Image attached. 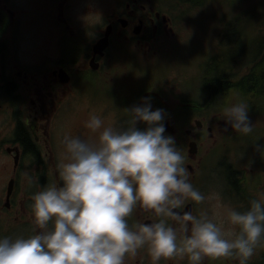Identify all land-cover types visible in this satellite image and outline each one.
<instances>
[{
	"label": "flooded vegetation",
	"instance_id": "1",
	"mask_svg": "<svg viewBox=\"0 0 264 264\" xmlns=\"http://www.w3.org/2000/svg\"><path fill=\"white\" fill-rule=\"evenodd\" d=\"M79 1L38 0L39 8L31 9L32 0H0V238L27 237L38 230L31 197L43 186L61 183L58 164L68 156L65 136L96 143L104 127L127 126L126 108L145 96L151 98L153 109L165 110V134L175 138L190 181L205 196L200 203L186 201L184 210L226 221L229 209L245 211L251 200L264 201V151L257 150L264 145V121L253 115L264 97L260 49L250 58L241 55L239 63L229 67L221 56L215 60L214 56L201 76L203 97L198 99L190 89V95L185 90L181 95L176 92L182 90L183 81L174 79V63L163 59L164 37L174 36L171 17L158 11L152 0H132L123 8L101 13L92 8L79 13L75 8ZM42 25L49 29L51 40L45 41L37 57L23 59V38ZM107 30L108 48L96 51ZM245 59L252 63L249 69L254 67L247 74L239 71ZM249 79L253 82L247 86ZM214 84L220 86L210 93L208 87ZM232 90L249 105L256 127L250 141L245 134L225 128L222 110ZM92 115L103 121L95 131L86 126ZM127 219L134 226L157 217L137 206ZM124 264L188 261L173 257L156 262L145 246L134 255L126 254ZM203 264L239 261L206 258ZM248 264H264V240Z\"/></svg>",
	"mask_w": 264,
	"mask_h": 264
},
{
	"label": "clouds",
	"instance_id": "2",
	"mask_svg": "<svg viewBox=\"0 0 264 264\" xmlns=\"http://www.w3.org/2000/svg\"><path fill=\"white\" fill-rule=\"evenodd\" d=\"M126 110L127 126L104 127L96 143L64 137L68 156L58 164L61 183L31 197L38 230L0 238V264H124L126 254L145 246L156 262L234 258L248 264L264 240V201L251 200L245 211L229 209L226 221L184 210L186 201L200 203L205 196L190 181L175 138L165 134V110L153 109L149 96ZM222 111L226 129L253 132L245 101ZM102 124L92 115L86 126L95 131ZM137 206L157 219L130 226L127 218Z\"/></svg>",
	"mask_w": 264,
	"mask_h": 264
},
{
	"label": "rangeland",
	"instance_id": "3",
	"mask_svg": "<svg viewBox=\"0 0 264 264\" xmlns=\"http://www.w3.org/2000/svg\"><path fill=\"white\" fill-rule=\"evenodd\" d=\"M24 1L27 3L28 0ZM123 2L124 5L131 3L128 0H80L75 8L79 13L90 12L91 8L101 13L105 9L120 8ZM171 2L173 4L167 6L174 12L172 23L175 33L174 37L166 36H170L168 40L174 41L166 44L163 59L174 63V79L180 77L176 75L177 71L182 74L181 77L187 73L188 88L201 99L204 94L201 76L207 65L210 69L214 56H221L229 67L234 62L238 64L242 59L241 55H251L253 51H258L261 43L259 40L264 35V0H194L195 3L200 2L201 6H191L181 0ZM29 7L39 8L38 0H32ZM81 19L82 23H86L85 15ZM240 32L242 34L239 37ZM49 39V29H45L43 25L27 32L20 47V56L25 60L37 57L44 50L45 41ZM32 43L37 46H31ZM258 64L259 73H264V53ZM237 68L236 65L235 69ZM252 68L249 69L247 65V68L244 66L239 71H247V74ZM182 84V90L177 89L176 93L190 95L189 89L186 90V82L183 81ZM240 95L232 90V94L226 96V105L240 100ZM253 115L258 122L264 121V97ZM255 128L253 126V131ZM251 135L252 133L245 134V140L250 141Z\"/></svg>",
	"mask_w": 264,
	"mask_h": 264
},
{
	"label": "trees",
	"instance_id": "4",
	"mask_svg": "<svg viewBox=\"0 0 264 264\" xmlns=\"http://www.w3.org/2000/svg\"><path fill=\"white\" fill-rule=\"evenodd\" d=\"M181 1H183L184 3H187V4L191 5V6H196V5L197 6H199V5L201 6L200 2L199 3H195L194 0H181ZM251 55H252V53H251ZM251 55L250 54H245V55L243 54V56L246 57V58L247 57L250 58ZM259 81L260 82L262 81L261 77H260ZM252 82H253V79H249L246 82V85L249 86ZM219 86H220V84H217V85L214 84L212 86H209L208 88H209L210 93H212L213 91L217 90Z\"/></svg>",
	"mask_w": 264,
	"mask_h": 264
},
{
	"label": "water",
	"instance_id": "5",
	"mask_svg": "<svg viewBox=\"0 0 264 264\" xmlns=\"http://www.w3.org/2000/svg\"><path fill=\"white\" fill-rule=\"evenodd\" d=\"M108 42L107 39H104L103 41H101V45H99V47L102 48V50H104L107 46Z\"/></svg>",
	"mask_w": 264,
	"mask_h": 264
},
{
	"label": "bare ground",
	"instance_id": "6",
	"mask_svg": "<svg viewBox=\"0 0 264 264\" xmlns=\"http://www.w3.org/2000/svg\"><path fill=\"white\" fill-rule=\"evenodd\" d=\"M189 3V2H188ZM237 40V39H236ZM252 77V76H251ZM251 88V87H250ZM264 91V90H263ZM217 95V94H216ZM235 97V96H234ZM189 109V108H188Z\"/></svg>",
	"mask_w": 264,
	"mask_h": 264
}]
</instances>
